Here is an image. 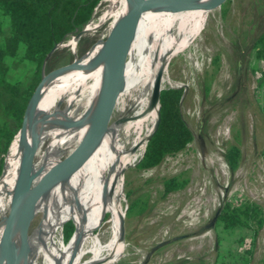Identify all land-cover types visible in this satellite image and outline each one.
<instances>
[{
    "label": "rangeland",
    "instance_id": "374dc122",
    "mask_svg": "<svg viewBox=\"0 0 264 264\" xmlns=\"http://www.w3.org/2000/svg\"><path fill=\"white\" fill-rule=\"evenodd\" d=\"M106 5V0H102L85 28L94 25ZM189 11L179 33L188 49L180 53L173 42L165 63V74L173 85L165 83L163 89H183L181 111L194 140L154 168L142 170L138 162L122 168L127 248L119 261L112 264H223L218 260L217 239L227 263L231 259L226 256L227 248L234 245L237 237H250L251 232L241 228L228 230L216 223L207 229L216 211L224 201L240 204L248 199L264 208V90L258 88L257 76L251 71L255 63L261 67L263 62L257 61L251 51L242 57L238 50L247 52L253 37L263 28L264 0H228L212 12ZM0 20L7 29L8 18L2 16ZM110 31L107 22L95 31H86L80 38L74 35L62 43L47 62L46 71L55 70L47 80L88 53L98 41L105 40ZM72 40L76 46L71 44ZM8 62L11 81L26 79L35 70V65L28 61L12 63L8 58ZM66 80L67 76L61 80L62 85ZM232 144L241 149L234 173L224 159L226 148ZM71 150L65 149L62 159ZM43 157V150L37 151L35 162ZM38 173L39 169L27 189ZM177 175L188 179L186 186L165 194L163 180ZM139 196L149 201L148 210L145 214L128 215L131 197ZM109 217L110 214L104 221L103 233L109 227ZM61 237L64 240L63 230ZM162 242L166 243L156 247ZM254 249L250 264H264V227ZM90 256L74 264H82Z\"/></svg>",
    "mask_w": 264,
    "mask_h": 264
},
{
    "label": "bare ground",
    "instance_id": "6f19581e",
    "mask_svg": "<svg viewBox=\"0 0 264 264\" xmlns=\"http://www.w3.org/2000/svg\"><path fill=\"white\" fill-rule=\"evenodd\" d=\"M130 3L131 0H111L94 25L86 28L87 31H95L107 22L109 29L112 30L128 10ZM189 12H170L152 8L140 13L136 36L129 54L130 61L126 65L125 82L114 112L116 120L81 167L24 209L15 220L11 231V245L18 264H74L88 254L91 256L88 260H82V264H112L119 261L118 257L124 255L127 244L120 239V219L126 215L123 207L121 148L128 138L138 130L141 133L152 123L157 106L151 107V97L161 69H164L162 87L165 83L173 85L165 74V63L170 49L173 48V42L180 53L188 49V46L182 44L179 33L181 23ZM105 40L98 41L84 56L59 70V74L54 78L47 80L49 78L47 77L44 81L42 103L35 115L37 117L32 128L35 132L26 139V144L22 148L10 156L9 151L7 153L4 190L10 188L11 194L0 206V221H4L0 225V241L32 138L36 136V152L43 150L44 157L31 167V174L39 169V176L28 188V195L40 187L47 175L62 160L63 151L69 148L74 150L90 129L111 72L107 58L102 56ZM71 44L76 46V41L72 40ZM65 76L67 80L62 85L61 80ZM41 90L42 87L38 103ZM30 117L26 119L22 129ZM96 181L103 182L109 188L110 197L104 186ZM93 186L99 189L98 197L106 198L109 203L111 210L109 227L104 233L100 231L67 247L61 237L66 220L65 213L78 193ZM38 215L41 216L40 220L31 229ZM0 264H6L1 251Z\"/></svg>",
    "mask_w": 264,
    "mask_h": 264
},
{
    "label": "trees",
    "instance_id": "16d2710c",
    "mask_svg": "<svg viewBox=\"0 0 264 264\" xmlns=\"http://www.w3.org/2000/svg\"><path fill=\"white\" fill-rule=\"evenodd\" d=\"M101 2L102 0H0V17H7L9 22V27L4 29L3 21L0 20V206L9 199L11 194L10 188L4 190L5 175L3 173L7 153L9 151L10 156L22 148L26 144V139L35 132V129L32 128L37 117L35 115L42 103L45 83L42 86L40 100L34 115L27 121L26 126L21 128L30 97L41 77L43 64L55 46L66 42L88 25ZM108 2L110 3L111 0H106V3ZM238 50L242 57L251 51L257 61L263 62L261 67L256 63L251 67L252 73L257 76L258 88H263L264 26L253 37L247 52ZM55 54L56 51L50 58H53ZM8 58L12 59V63L28 61L35 65V70L26 79L11 81L8 78L11 69ZM183 96L184 91L181 88H168L161 91L159 127L148 141L145 153L141 158L147 139L158 119L156 107L150 126H146L141 133L138 130L123 143L120 152L123 168L134 166L137 162L138 167L142 170L154 168L160 165L166 157L184 150L194 140V133L181 111ZM224 159L230 171L234 173L240 163L241 149L235 144L228 146L224 153ZM34 163H36L35 159ZM96 182L101 183L106 191L110 192L103 182ZM187 182L188 179L181 175L164 179L165 194L183 188ZM98 190L97 186L82 190L65 213L63 234L64 244L67 247L97 234L102 230L106 216L110 214L108 220L111 218L109 203L106 198L98 197ZM110 195L111 193H109V197ZM81 206L84 208H79ZM148 207L149 201L144 196L131 197L128 215L145 214ZM216 225H222L228 230L241 228L251 232L250 237L239 236L235 239L234 245L227 248L226 256L231 258L227 263L223 261L225 255L220 253V240L217 239L219 262L250 264L257 237L264 227L263 206L249 199L240 204L224 201ZM116 264L131 263L118 262Z\"/></svg>",
    "mask_w": 264,
    "mask_h": 264
},
{
    "label": "water",
    "instance_id": "95a60500",
    "mask_svg": "<svg viewBox=\"0 0 264 264\" xmlns=\"http://www.w3.org/2000/svg\"><path fill=\"white\" fill-rule=\"evenodd\" d=\"M227 1L228 0H131L130 7L117 21L105 40L102 56L107 58L111 72L102 101L95 113L90 129L88 130L82 141L78 144V146L67 157L62 159L58 163V165L47 175L46 179L41 183L40 187L31 195H28L27 186L30 180H32L31 167L33 165L37 150L36 136L32 138L31 146L23 164L22 174L16 186L10 204V208L6 218L4 234L0 241V251L4 255L6 264H18L12 251L11 231L13 224L20 213L24 209L28 208L31 204L38 201L56 184L70 177L73 172L81 167L95 151L111 124L114 123V112L125 82L126 65L128 62L132 44L136 36L138 28V18L140 13L145 9L152 8L170 12H184L196 9L214 10L221 7ZM86 31V28L81 30L76 35V38H80V36H82ZM61 44L55 46V48L49 53L47 59L43 64V71L30 97L22 127L24 126L26 119L30 116H33L36 111L42 84L44 83L46 78L55 71H46V64L53 53L59 47H61ZM163 72L164 69H161L157 75L151 97V107H158V119L155 123L152 133L150 134L146 142V146L150 138L157 131L160 124V96L161 91L163 90V87L161 85ZM237 84H239V81ZM220 212L221 207H219V209L216 211L210 224L206 226L207 229H210L215 225ZM3 222L4 221H0V225L3 224ZM124 238L125 217L122 216L120 219V239L124 241ZM165 243L166 242H162L156 247L162 246Z\"/></svg>",
    "mask_w": 264,
    "mask_h": 264
},
{
    "label": "crops",
    "instance_id": "0c3cea01",
    "mask_svg": "<svg viewBox=\"0 0 264 264\" xmlns=\"http://www.w3.org/2000/svg\"><path fill=\"white\" fill-rule=\"evenodd\" d=\"M263 90H264V86H263Z\"/></svg>",
    "mask_w": 264,
    "mask_h": 264
}]
</instances>
